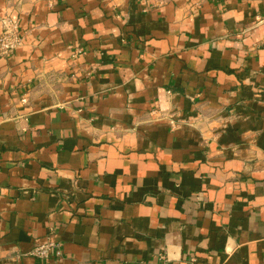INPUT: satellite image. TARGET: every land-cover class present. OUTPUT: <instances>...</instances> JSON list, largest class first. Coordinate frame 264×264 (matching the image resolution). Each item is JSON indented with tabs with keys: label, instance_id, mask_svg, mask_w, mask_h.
<instances>
[{
	"label": "crops",
	"instance_id": "crops-1",
	"mask_svg": "<svg viewBox=\"0 0 264 264\" xmlns=\"http://www.w3.org/2000/svg\"><path fill=\"white\" fill-rule=\"evenodd\" d=\"M0 17L23 38L0 61V264H264V0ZM49 238L61 259L30 256Z\"/></svg>",
	"mask_w": 264,
	"mask_h": 264
},
{
	"label": "built area",
	"instance_id": "built-area-1",
	"mask_svg": "<svg viewBox=\"0 0 264 264\" xmlns=\"http://www.w3.org/2000/svg\"><path fill=\"white\" fill-rule=\"evenodd\" d=\"M18 34L17 25L10 22L4 24L3 31L0 34V59L8 56L19 47L21 40ZM30 256L46 263L49 260L61 259L63 252L61 244L49 238L44 242L35 244Z\"/></svg>",
	"mask_w": 264,
	"mask_h": 264
},
{
	"label": "rangeland",
	"instance_id": "rangeland-1",
	"mask_svg": "<svg viewBox=\"0 0 264 264\" xmlns=\"http://www.w3.org/2000/svg\"><path fill=\"white\" fill-rule=\"evenodd\" d=\"M263 20H264V19H259L257 23H259V22H263ZM6 22H10V23H12V24H14V25H17V27H18V33H19L18 35L20 36V40H21V43H20L19 47H21V45H22V41H23V38H22V36H21V32H20V30H19V26H18L17 21H15V20H13V19H11V18H9V17H3V18L0 17V34L2 33L3 28H4V24H5ZM19 47H18V48H19ZM18 48H16L14 51H16ZM14 51H12L9 55H11ZM77 53H80V50H79V52H77ZM9 55H8V56H9ZM8 56H6V57H4V58H1L0 61H1L2 59L7 58Z\"/></svg>",
	"mask_w": 264,
	"mask_h": 264
}]
</instances>
